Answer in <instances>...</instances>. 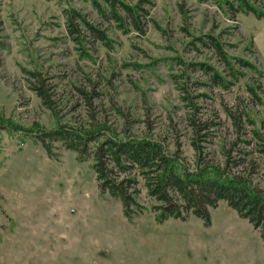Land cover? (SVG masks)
I'll use <instances>...</instances> for the list:
<instances>
[{
    "label": "rangeland",
    "instance_id": "374dc122",
    "mask_svg": "<svg viewBox=\"0 0 264 264\" xmlns=\"http://www.w3.org/2000/svg\"><path fill=\"white\" fill-rule=\"evenodd\" d=\"M96 1L0 0V264H264L260 231L226 201L210 208L207 225L193 214L159 223L140 182L144 208L130 220L98 187L92 160L79 162L59 142L49 156L37 137L58 119L106 123L178 148L192 165L196 121L207 161L222 162L230 148L256 159L247 140L251 129L264 133V17L236 12L238 0H116L144 7L136 29L115 20L107 0ZM249 1L264 10V0ZM70 13L82 44L68 31ZM210 36L257 72L237 66L242 74L232 77L204 44ZM36 74L55 115L31 88Z\"/></svg>",
    "mask_w": 264,
    "mask_h": 264
},
{
    "label": "trees",
    "instance_id": "16d2710c",
    "mask_svg": "<svg viewBox=\"0 0 264 264\" xmlns=\"http://www.w3.org/2000/svg\"><path fill=\"white\" fill-rule=\"evenodd\" d=\"M238 1L240 7L235 8L236 12L242 10L252 12L259 18L264 17V10H258L249 0ZM107 2L121 26L130 22L136 29H141L139 16L145 10L141 4L131 5L116 0ZM77 16L100 41L109 44V37L101 29L81 13L77 12ZM67 27L73 40L82 44L83 38L72 13L68 15ZM203 42L216 51L232 77L238 78L242 74L237 66L257 72L252 61L231 56L218 37L210 36ZM207 72L215 84L226 85L219 71L209 68ZM35 77L32 90L41 98L43 105L54 113L56 107L52 96L37 74ZM247 91L260 100L254 87H249ZM232 116L239 127L240 116ZM246 117L250 120L248 115ZM191 124L196 134L192 141L195 155L192 165L185 161L178 148L172 150L169 144L151 135L140 137L119 133L106 123L69 125L58 119L54 128L43 130L37 137L49 156L53 155L51 144L59 142L74 152L79 162L92 160L91 168L98 187L120 201L124 215L130 220L135 212L144 208L138 201L139 184L142 182L147 196L155 201L151 210L159 223L169 218L186 220L193 214L207 225L210 223V208H216L220 201H226L241 218L247 219L260 231L264 244V172L261 171L264 166V133L251 129L252 139L247 140L256 153V159H248L246 152L242 156H234V149L230 148L223 150V161L216 163L206 160L199 145L201 126L196 121Z\"/></svg>",
    "mask_w": 264,
    "mask_h": 264
}]
</instances>
